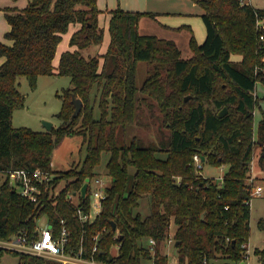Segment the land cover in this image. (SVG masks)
Here are the masks:
<instances>
[{
  "label": "trees",
  "instance_id": "trees-1",
  "mask_svg": "<svg viewBox=\"0 0 264 264\" xmlns=\"http://www.w3.org/2000/svg\"><path fill=\"white\" fill-rule=\"evenodd\" d=\"M194 1L204 9L206 37L198 43L190 25L179 26L190 32L192 54L185 57L175 38L140 31L142 17L156 18L152 11L111 9L106 52L85 55L82 49L104 39L97 0H29L22 8H4L11 25L5 36L12 43L0 40V57H5L0 66V171L41 168L55 173L54 185H64L54 198L46 195L37 204L5 178L0 186V238L22 230L33 234L37 218L46 215L56 233L65 219L69 246L78 250L83 237L87 256L95 244L93 236L100 233L96 257L108 263L153 259L154 264H169L171 255L162 253V243L173 228L174 241H179L173 251L178 264L244 260L247 247L242 243L250 237L252 198L246 179L257 144V161L264 163V117L257 129L254 122V90L258 80L264 82V29H257L264 8L241 0ZM71 23L80 24L70 38L77 48L65 50L56 68L58 44ZM141 60L146 62V78L138 85ZM54 73L68 75L72 82L57 113L61 123L50 130L14 126V110L25 105L19 77L26 76L35 88L40 75ZM95 87L97 93L92 92ZM73 94L82 98L83 108L71 119ZM156 103L169 128L168 138L147 144L136 134L128 139V130L142 123L144 106ZM224 106L228 111L219 116ZM76 133L84 136L85 157L66 171H55L56 146ZM105 151L110 154L106 166L111 176L107 197L95 220L83 223L67 196L97 175ZM196 152L211 165L227 164L222 184L197 172ZM143 198L148 213L139 210ZM81 204L89 210V193ZM116 245L118 252L112 253ZM5 252L18 254V264H63L1 246L0 261ZM261 252L264 255V249Z\"/></svg>",
  "mask_w": 264,
  "mask_h": 264
},
{
  "label": "rangeland",
  "instance_id": "rangeland-1",
  "mask_svg": "<svg viewBox=\"0 0 264 264\" xmlns=\"http://www.w3.org/2000/svg\"><path fill=\"white\" fill-rule=\"evenodd\" d=\"M115 1V0H114ZM255 5L264 6V0H251ZM111 3V0H109ZM135 2V4H137ZM146 10H157V11H170L172 15L162 16L158 14V19L160 21L167 20L171 23L172 19L182 18L179 12H183L184 16H189L192 21L190 22L194 28L195 37L197 42L203 41L206 35V26L200 15L201 7L192 0H145ZM185 10L194 11L192 13H186ZM197 10V12H195ZM5 18L4 13L2 15ZM104 16H101V23H104ZM2 22L0 21V24ZM102 23V24H103ZM3 24L0 25V35L5 39H8L4 35ZM140 31L142 33H166L169 36H174L178 41L179 46L183 51V56H191L192 52L188 46V38L190 32L184 30L177 35H171L169 32H165L160 28L159 21L152 16L146 15L140 22ZM110 38V33L108 29L106 30V39ZM104 43H100L96 46H90L88 49L84 50L86 54L87 51L95 48H101ZM237 59V56H232ZM146 78V62L141 60L137 64V83L142 85ZM19 89L25 96V105L23 107L16 108L13 113V125L20 127H30L34 130H48L45 124L46 121H51L53 126H58L61 123L60 118L57 113L60 111L63 102L64 90L72 85L71 78L68 75H61L54 73L52 75H40L38 78L37 87L32 88L26 76H20L19 79ZM94 93H97V87L93 89ZM255 96L257 102L254 108V122L255 129H257V124L261 118L264 117V82L258 80L255 87ZM213 106V104L209 103ZM100 110L98 102L95 105V115L99 116ZM169 128L165 125L163 119V113L159 109L157 103L153 107L144 106V112L142 116V123H136L128 130V139L130 136L136 134L139 139H141L146 144L148 142H160L162 139H167L169 136ZM256 138V137H255ZM261 146L257 144L255 147V166L252 171L254 175V183L261 184L263 190L258 195H252L250 200L251 203V215H250V237L247 240L249 245V251L247 258L244 259L246 264H263L264 255L261 252L264 249V163H259V153L261 151ZM87 145L84 141V136L82 134H72L66 135L62 141L56 146L54 150V155L52 159V168L55 171H66L73 165L78 164L86 155ZM165 155V154H161ZM110 157L109 152H103L102 163L96 167L97 175H103L104 178H108V182L111 183V176L108 174L106 163ZM227 164H222L220 166L211 165L208 162H204L202 169L203 175L208 177H214L218 180L220 175H223L227 169ZM134 171V168H132ZM6 178V173L0 171V186L4 179ZM64 185V181H61L57 185V189L60 190ZM78 200V197H75ZM144 213L149 212V206L146 202V198L141 199V205L139 207ZM48 218L43 215L40 219V224H46ZM168 240L162 243V253H166L171 250L172 244H168ZM170 245V246H169ZM117 245L113 246L112 253H117ZM173 252V251H171ZM176 256V255H174ZM223 260V259H221ZM174 259L170 257V264H178L173 262ZM231 261V260H230ZM19 255L9 252H5L2 256L0 264H18ZM232 264H241V261L234 262ZM143 264H154L153 259H144Z\"/></svg>",
  "mask_w": 264,
  "mask_h": 264
},
{
  "label": "built area",
  "instance_id": "built-area-1",
  "mask_svg": "<svg viewBox=\"0 0 264 264\" xmlns=\"http://www.w3.org/2000/svg\"><path fill=\"white\" fill-rule=\"evenodd\" d=\"M242 3H251L250 0H241ZM257 29H264V16L258 15ZM260 38L264 39V33L261 32ZM257 71V69H256ZM255 94V90H254ZM255 157V155H254ZM252 158L249 166V172L246 179L247 184L251 186V194L258 195L263 190L261 184H255L254 175L252 171L255 166V158ZM193 162L197 172L202 173L204 166V159L198 152L193 155ZM6 178L9 181L11 187L15 188L21 195L30 199L31 201L39 204L42 202L44 196L55 197L59 193L57 185L53 182L55 173L44 170L41 168L26 169V168H13L7 170ZM206 176V175H204ZM224 173L218 177L221 184L223 183ZM108 178H104L103 175H95L87 179L88 188L87 194L90 196L89 210L86 211L81 204V200L86 196H82L81 189L75 192L68 193L67 198L70 199L75 205L76 212L79 219L83 223H90L95 220L103 208V200L107 197V188L110 185ZM59 185V184H58ZM61 189V188H60ZM78 197V200H75ZM37 218V226L35 233H28L26 230H22L18 234H14L9 238H0V246L16 251L31 253L40 255L52 259L61 261L63 264H114L96 257V252L99 249L98 240L100 233H96L93 236L95 244L92 247L90 256L85 255V246L83 237L81 238V244L78 250L69 246L70 230L66 224L65 219H61V227L55 232V229L49 219L46 224H40V219ZM48 218V216H47ZM151 248L153 249L156 243L155 238L149 239ZM169 244L175 242L173 235L168 237ZM249 242H243L242 245L247 247V252L244 255V259L248 256ZM119 247V246H118ZM170 264V263H169ZM203 264H208L207 260H204Z\"/></svg>",
  "mask_w": 264,
  "mask_h": 264
},
{
  "label": "crops",
  "instance_id": "crops-1",
  "mask_svg": "<svg viewBox=\"0 0 264 264\" xmlns=\"http://www.w3.org/2000/svg\"><path fill=\"white\" fill-rule=\"evenodd\" d=\"M97 1H98V6L101 9V12L99 14V23H100L101 26L104 27V39H103V42H102V44L104 43V45L101 48H98V49L94 47L92 50L87 51L86 54L84 53V50L88 49L90 46H96L97 44L96 45L95 44H92V45L86 47L85 49H82V52L85 55H90V54H99V55H102L103 53L106 52V50H107V48L109 46V43H110V39H111V35H110V38L106 39V42H105L106 30L108 29V31H109V21H110V17H111V12H110L111 9L116 8V7L119 6V7L123 8V9H126V10H141V11H146V8H145V0H115V1L114 0H111V3H109V0H97ZM137 1H138V3L135 4V2H137ZM192 1H194V0H192ZM28 2H29V0H0V8H1L0 9V21L2 22L1 24H3V28H4V31L3 32H4V35L11 28V25L8 22L6 16H5V18L3 16H1L2 13H4V15H5L4 8L6 6H18L19 8H22V7L26 6ZM194 2L197 3L196 1H194ZM250 2H251V0H250ZM253 5L256 6V7H259V8H264V6L255 5V4H253ZM148 11H152V12L156 13V18L155 17L154 18L159 21L160 28H162V30H164L165 32H169L171 35L172 34L173 35H175V34L177 35L178 33L182 32L184 30H187V28L178 29L179 26H181V25H190L192 27V25L190 23L192 21V19L189 16L182 15V14H184L183 12H179L178 13L181 16H183L182 18L172 19L171 23H169L167 20L160 21L157 17H158V14L159 15H162V16H170V14L172 15V13L170 11H157V10H148ZM184 12H186V13H192L194 11H189L188 12V10H185ZM195 12H197V10H195ZM203 12H204V9L202 8L201 11L199 12L200 15ZM102 15H105L104 16V23L102 22L103 24L101 23V16ZM144 17H146V15ZM79 27H80V24L79 23H71L70 26H69L68 31H66L65 33H63L62 40L58 44L57 52H56V55H55L54 60H53L54 66L56 68L59 65V61H60L61 54L65 50H67V49L74 50V49L77 48L76 45H71L70 44V38H71V35L73 34V32L76 31ZM192 29L194 31V28L193 27H192ZM109 33H110V31H109ZM159 35L175 38L174 36H169L167 33H166V35H164L162 33L159 34ZM205 37H206V35H205ZM0 40L5 41L7 43H12V40L11 39H5L2 35H0ZM236 56H237V59H240V57H241L239 55H236ZM4 60H5V57L4 56L0 57V66H1V64L3 63ZM100 61H101L100 66H102V64H103V57L102 56L100 57ZM171 232L172 233L170 235H173L174 228L172 229ZM117 248H118V246H117ZM171 251H174V250H172V248L170 250V248H169V251L167 252V254L168 255H171L170 257H172L174 259L175 256H174L173 252H171Z\"/></svg>",
  "mask_w": 264,
  "mask_h": 264
},
{
  "label": "water",
  "instance_id": "water-1",
  "mask_svg": "<svg viewBox=\"0 0 264 264\" xmlns=\"http://www.w3.org/2000/svg\"><path fill=\"white\" fill-rule=\"evenodd\" d=\"M190 96H191V94L186 95V96H185V99L187 100ZM72 100H73V103L75 104V109H74V112H73V114H72L71 119L74 118V117H76V116L80 113V111L82 110V108H83V100H82L81 97H79V96H75V95L73 94ZM227 111H228L227 106H224V107L218 112V115H219V116H223ZM45 124H46V126L48 127V130H50V129L52 128V126H53V124H52L51 121H46V120H45ZM202 158L204 159L205 157L202 156ZM87 188H88V182L85 181V182L82 184V186H81V193H82V196H83V197L86 196ZM113 224L115 225V222H113ZM178 242H179V241H175V242L173 243V245H172V250H174V248H175V246H176V244H177ZM241 264H246V263H245L244 260H243V261H241ZM263 264H264V263H263Z\"/></svg>",
  "mask_w": 264,
  "mask_h": 264
}]
</instances>
